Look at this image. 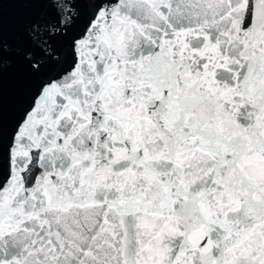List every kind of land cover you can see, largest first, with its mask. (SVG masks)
<instances>
[{
    "label": "snow or ice",
    "instance_id": "obj_1",
    "mask_svg": "<svg viewBox=\"0 0 264 264\" xmlns=\"http://www.w3.org/2000/svg\"><path fill=\"white\" fill-rule=\"evenodd\" d=\"M0 264H264V0H0Z\"/></svg>",
    "mask_w": 264,
    "mask_h": 264
},
{
    "label": "water",
    "instance_id": "obj_2",
    "mask_svg": "<svg viewBox=\"0 0 264 264\" xmlns=\"http://www.w3.org/2000/svg\"><path fill=\"white\" fill-rule=\"evenodd\" d=\"M25 14V6L10 4L5 6L4 23L6 36L14 28L17 21ZM7 89V85H6Z\"/></svg>",
    "mask_w": 264,
    "mask_h": 264
}]
</instances>
